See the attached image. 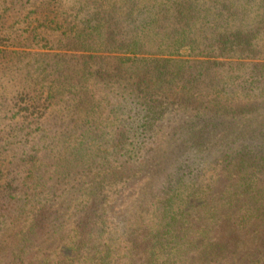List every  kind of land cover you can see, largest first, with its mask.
<instances>
[{
  "label": "trees",
  "instance_id": "1",
  "mask_svg": "<svg viewBox=\"0 0 264 264\" xmlns=\"http://www.w3.org/2000/svg\"><path fill=\"white\" fill-rule=\"evenodd\" d=\"M0 264H264V0H0Z\"/></svg>",
  "mask_w": 264,
  "mask_h": 264
}]
</instances>
